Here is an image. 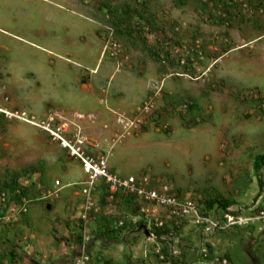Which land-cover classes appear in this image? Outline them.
<instances>
[{"label":"rangeland","instance_id":"1","mask_svg":"<svg viewBox=\"0 0 264 264\" xmlns=\"http://www.w3.org/2000/svg\"><path fill=\"white\" fill-rule=\"evenodd\" d=\"M0 109V264H264V0H0ZM41 127L242 223L147 235L165 213Z\"/></svg>","mask_w":264,"mask_h":264},{"label":"built area","instance_id":"2","mask_svg":"<svg viewBox=\"0 0 264 264\" xmlns=\"http://www.w3.org/2000/svg\"><path fill=\"white\" fill-rule=\"evenodd\" d=\"M62 132L61 128H58V130H49V133L54 140H59L63 148L70 149L71 155L81 161L84 172L89 177V184L93 185L96 181H102V183L107 185L113 192L125 191L130 194H136L140 198V204L147 203L148 206L151 207L157 206L165 213L164 218L166 220L151 218L148 221V224L146 223L144 225L149 231L152 232L153 228H163L165 226L174 228L180 224V221L191 214L196 215L194 224L197 229L202 231L207 236L234 229L233 227L235 225L242 223V218L235 219L234 214L226 212L224 216L228 221L226 222L225 220H222L224 224H221V221L215 212L217 208L214 209L212 216H206L204 213L200 212L197 203L191 199L182 200L178 193H172L169 191V188H164L162 190L145 189L143 185L140 184V182H138V180L134 177H130L128 179L118 177L110 171L105 159H95L87 155L81 147H77L78 142L73 145V148L72 142L66 139L62 135ZM4 201V198L0 199V206L4 203ZM141 212L147 213L143 206H141ZM89 260L90 256L84 251L81 257L75 260L74 264H88Z\"/></svg>","mask_w":264,"mask_h":264},{"label":"trees","instance_id":"3","mask_svg":"<svg viewBox=\"0 0 264 264\" xmlns=\"http://www.w3.org/2000/svg\"><path fill=\"white\" fill-rule=\"evenodd\" d=\"M254 170H255L256 176L258 178L259 188H260V192L255 198V203H256V202H258V200L261 198L262 194L264 193V180H263V176H262V171L264 170V154L256 156V158L254 160ZM216 205H217V203H216ZM211 206L214 207L215 204L214 205L212 204ZM153 231L157 237L158 236L161 237V236L166 235V234L171 232V230L168 226H165L163 228H153ZM224 232L225 231L219 232V234L224 233ZM57 238H59L58 240H63L62 236H58ZM248 253L250 254V252H248ZM163 254L167 255L166 252H163Z\"/></svg>","mask_w":264,"mask_h":264},{"label":"bare ground","instance_id":"4","mask_svg":"<svg viewBox=\"0 0 264 264\" xmlns=\"http://www.w3.org/2000/svg\"><path fill=\"white\" fill-rule=\"evenodd\" d=\"M9 115V114H8ZM14 118V117H13ZM18 119V118H17ZM22 120H24V121H26L27 123H31L32 125H35V126H38V124H36L35 122H30V121H28V120H26V119H24V118H21ZM39 127V126H38ZM41 128H43L44 130H47V131H49L50 130V128H46V127H41ZM42 129V130H43Z\"/></svg>","mask_w":264,"mask_h":264},{"label":"water","instance_id":"5","mask_svg":"<svg viewBox=\"0 0 264 264\" xmlns=\"http://www.w3.org/2000/svg\"><path fill=\"white\" fill-rule=\"evenodd\" d=\"M143 228H145V233L149 235V231L147 230L146 226H143Z\"/></svg>","mask_w":264,"mask_h":264}]
</instances>
